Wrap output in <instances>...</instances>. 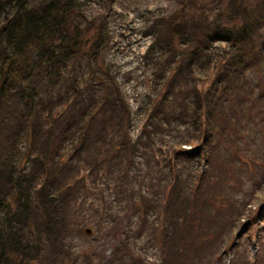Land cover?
<instances>
[{
    "label": "trees",
    "instance_id": "1",
    "mask_svg": "<svg viewBox=\"0 0 264 264\" xmlns=\"http://www.w3.org/2000/svg\"><path fill=\"white\" fill-rule=\"evenodd\" d=\"M114 1L0 0V264H238V252L224 261L225 231L248 202L245 182L264 180V0L151 20L144 58L156 93L135 137L102 57L105 21L87 15L89 3ZM175 128L178 147L156 157L154 136ZM141 157L165 172L147 179ZM119 178H130L125 195L155 260L122 239L94 263L78 240L90 217L82 201ZM260 215L264 203L248 212L255 237Z\"/></svg>",
    "mask_w": 264,
    "mask_h": 264
},
{
    "label": "rangeland",
    "instance_id": "2",
    "mask_svg": "<svg viewBox=\"0 0 264 264\" xmlns=\"http://www.w3.org/2000/svg\"><path fill=\"white\" fill-rule=\"evenodd\" d=\"M246 1L254 2L256 0ZM230 2V0H189V2L188 0H116L110 6L104 7L98 2L88 4V17L105 21L102 57L106 60L109 70L115 75L117 81L122 83L123 90H125L133 108L131 137L137 135L140 126L145 121L146 107L150 103V99L154 97L155 92L150 79L153 64L151 59L145 57L148 59L146 60L144 58V53L152 40L147 25L150 24L151 20L164 14L174 16L185 12L189 15L192 13L190 9L193 8L194 4L207 11L210 17L219 10V14H222L221 11H224L225 6ZM215 44L218 49L227 47L226 43L216 42ZM200 68L197 64L196 73L203 72ZM182 133L183 130L177 128L168 133H158L154 136L152 153L160 158L165 155L170 156L173 146L178 147L177 144L174 145V142L183 138ZM182 146L188 148L190 145L184 143ZM140 161L146 162L144 158ZM153 163V161L146 162L143 168L147 179H150L151 176L155 177L157 173L159 175L161 172H165V169L152 167ZM203 164L204 162L201 160L190 162L193 167ZM149 169L154 172L148 174ZM124 179L126 188L124 183L121 187L119 186L120 178L118 180L111 179L109 183L103 184L102 195H97L96 199L89 195L86 201H82V212L88 213L90 210V217L87 218L89 222L86 226H91L93 231L90 235H86V238L81 237L78 240L91 245V252L95 256L94 263L98 261L99 256L106 260L114 245L122 239L134 246V250L141 251L148 261L156 259V248L146 242L144 235H140L136 231V226H138L137 213L130 203L129 196L125 195L130 178ZM160 183L163 184V182ZM245 185L248 189V202L240 210V214L233 221V225L229 227L231 231L228 229L225 231L224 245H227L224 255L225 263L232 258L235 252L242 254V258L237 260L238 264L239 261L242 262L246 259V264H256L254 260L257 256L264 255V221L261 224L258 237L246 232L248 230V226H246L248 212H253L264 203V180L259 184L246 181ZM128 186L132 189V186ZM251 188L252 191H250ZM99 191L100 189L97 188L95 194H98ZM84 206L87 208L84 209ZM92 206L97 207L98 210L96 212L91 211ZM263 216L260 215L259 217Z\"/></svg>",
    "mask_w": 264,
    "mask_h": 264
},
{
    "label": "water",
    "instance_id": "3",
    "mask_svg": "<svg viewBox=\"0 0 264 264\" xmlns=\"http://www.w3.org/2000/svg\"><path fill=\"white\" fill-rule=\"evenodd\" d=\"M84 231L87 232V233H91V229L89 227H85Z\"/></svg>",
    "mask_w": 264,
    "mask_h": 264
}]
</instances>
